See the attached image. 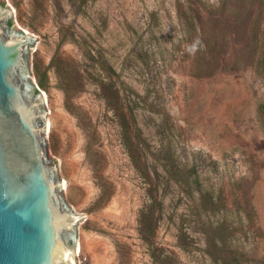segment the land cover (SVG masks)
<instances>
[{
	"label": "rangeland",
	"instance_id": "374dc122",
	"mask_svg": "<svg viewBox=\"0 0 264 264\" xmlns=\"http://www.w3.org/2000/svg\"><path fill=\"white\" fill-rule=\"evenodd\" d=\"M0 12L8 39L34 44L23 84L28 104L46 110V163L64 186L72 244L62 264H153L137 231L147 191L155 243L178 264H216L236 249L242 264H264V0H0ZM55 55L80 74L69 106ZM101 58L144 176L90 74ZM87 133L113 186L100 209Z\"/></svg>",
	"mask_w": 264,
	"mask_h": 264
},
{
	"label": "water",
	"instance_id": "95a60500",
	"mask_svg": "<svg viewBox=\"0 0 264 264\" xmlns=\"http://www.w3.org/2000/svg\"><path fill=\"white\" fill-rule=\"evenodd\" d=\"M0 12V264H62L72 244L64 186L46 163V110L28 104L32 36L8 39Z\"/></svg>",
	"mask_w": 264,
	"mask_h": 264
},
{
	"label": "trees",
	"instance_id": "16d2710c",
	"mask_svg": "<svg viewBox=\"0 0 264 264\" xmlns=\"http://www.w3.org/2000/svg\"><path fill=\"white\" fill-rule=\"evenodd\" d=\"M66 37L61 38L63 42ZM73 42L79 44L83 48V55L87 60H93L94 56L90 50H87L82 44L75 38L72 39ZM263 59H264V42H263ZM97 65L102 67H92L91 76H96L103 92V97L105 99L107 107L113 110L114 114L119 118L120 126L122 128V138L130 159L133 162L135 169L144 176L143 168L144 163L142 161L139 150L132 139L131 127L124 111V107L119 96L118 90L114 86L113 78L110 76V72H113L112 67H103L106 62L101 58L98 59ZM52 63L54 65L56 77L58 80L59 87L63 90L65 98L67 101V106L69 99L73 98L81 90V78L78 69L73 61L60 58L58 55L53 57ZM108 66V65H107ZM39 84L42 86V81L39 80ZM86 155L89 162L93 168L95 180L100 188V193L96 200L91 205L92 209H100L106 205L109 201L112 193V184L102 175L100 167V157L97 155L92 142V137L90 133H87V143L85 149ZM157 213H158V202L153 194V191H147V198L142 207L138 211V225L137 231L140 239L143 241L147 248V253L151 258L153 264H178L177 258L169 252L167 249L159 247L155 243V233L157 229ZM100 232L101 229H99ZM221 233V230H218ZM119 251L122 250L125 245L122 242H116ZM227 253L230 256L220 255L216 264H242L241 258L244 255L241 251L237 249ZM125 255L121 257L119 264H124Z\"/></svg>",
	"mask_w": 264,
	"mask_h": 264
},
{
	"label": "bare ground",
	"instance_id": "6f19581e",
	"mask_svg": "<svg viewBox=\"0 0 264 264\" xmlns=\"http://www.w3.org/2000/svg\"><path fill=\"white\" fill-rule=\"evenodd\" d=\"M47 123V122H46ZM47 127H48V130H49V122H48V124L46 125ZM47 131V130H46ZM78 248H79V245H77V249H76V251H78ZM73 254V253H72ZM65 255H67V253L65 254ZM68 257V256H67ZM69 258H71V256L69 257ZM72 259V258H71ZM70 260V259H69ZM71 262V261H70Z\"/></svg>",
	"mask_w": 264,
	"mask_h": 264
}]
</instances>
